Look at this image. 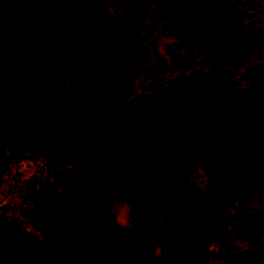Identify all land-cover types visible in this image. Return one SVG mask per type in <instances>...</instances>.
Masks as SVG:
<instances>
[{
    "label": "trees",
    "instance_id": "trees-1",
    "mask_svg": "<svg viewBox=\"0 0 264 264\" xmlns=\"http://www.w3.org/2000/svg\"><path fill=\"white\" fill-rule=\"evenodd\" d=\"M95 1L14 0L0 14V103L27 122L26 133H0V171L36 155L74 167L63 194H33L25 224L1 226L0 264H194L198 248L181 235L198 227L193 187L185 173L150 180L171 149L147 132L163 133L160 123L188 132L172 120L182 114L200 125L189 158L223 164L253 152L249 162L264 169L255 146L264 137V84L244 101L224 76L198 74L126 100L130 82L120 77L144 57L138 29L119 30ZM104 189L134 198L141 216L114 221Z\"/></svg>",
    "mask_w": 264,
    "mask_h": 264
},
{
    "label": "rangeland",
    "instance_id": "rangeland-1",
    "mask_svg": "<svg viewBox=\"0 0 264 264\" xmlns=\"http://www.w3.org/2000/svg\"><path fill=\"white\" fill-rule=\"evenodd\" d=\"M13 2L0 0V14ZM95 2L94 9L116 17L119 30L138 29L144 57L137 71L120 77L130 82L126 100L198 74L224 76L233 88L232 97L244 101L254 98L256 88L264 84V0H241L235 7L218 0H111L104 6ZM251 107L252 102L245 103V108ZM172 120L188 132L166 123H160L163 133L147 132L158 148L171 149L150 180L185 173L193 187V221L198 227L181 235L198 248L194 264H264V169H254L249 162L253 152L223 164L189 158L197 137L192 132L200 125L182 114ZM17 132H27L25 118L0 103V133ZM203 141L214 142L209 137ZM255 146L264 151V137ZM73 172L72 165L47 155L9 160L0 171V228L4 223L12 232L22 227L33 194L46 189L63 194ZM104 193L117 223L129 225L141 216L134 198L106 189Z\"/></svg>",
    "mask_w": 264,
    "mask_h": 264
}]
</instances>
